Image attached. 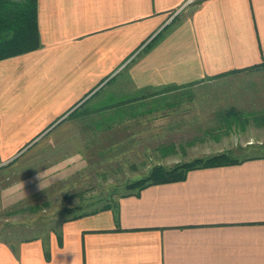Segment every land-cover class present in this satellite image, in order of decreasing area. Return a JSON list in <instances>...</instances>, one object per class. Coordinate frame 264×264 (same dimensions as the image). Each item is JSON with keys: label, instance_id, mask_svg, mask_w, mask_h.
I'll use <instances>...</instances> for the list:
<instances>
[{"label": "crops", "instance_id": "0c3cea01", "mask_svg": "<svg viewBox=\"0 0 264 264\" xmlns=\"http://www.w3.org/2000/svg\"><path fill=\"white\" fill-rule=\"evenodd\" d=\"M188 1L38 0L42 47L0 60L1 158L41 133L78 152L99 130L158 149L215 124L264 128V0ZM0 264H264V155L0 239Z\"/></svg>", "mask_w": 264, "mask_h": 264}, {"label": "rangeland", "instance_id": "374dc122", "mask_svg": "<svg viewBox=\"0 0 264 264\" xmlns=\"http://www.w3.org/2000/svg\"><path fill=\"white\" fill-rule=\"evenodd\" d=\"M231 80L237 86L242 79ZM189 93L200 96L193 90ZM248 124L233 121L225 133L215 124L201 136L174 138L179 140L173 145L171 138L162 146L166 138H155L158 149L149 148V143L142 147L143 138L99 130L86 148L79 146L75 152L64 149L67 138H46L41 133L9 160L4 161L0 154V238L13 242L56 231L64 219L115 204L132 190V183L147 178L157 167L171 170L224 152L239 158L264 155L261 145L247 142L249 135L259 133L264 139V128ZM142 148L147 150L142 152Z\"/></svg>", "mask_w": 264, "mask_h": 264}, {"label": "trees", "instance_id": "16d2710c", "mask_svg": "<svg viewBox=\"0 0 264 264\" xmlns=\"http://www.w3.org/2000/svg\"><path fill=\"white\" fill-rule=\"evenodd\" d=\"M41 47L42 41L38 25V0H0V60L35 51ZM248 158H252V156L239 158L230 152H224L179 164L171 170L157 167L147 178L132 183L130 186L132 190H129L123 196L138 195L150 185L182 180L186 177L189 170L195 168L234 164ZM117 208L118 202L106 204L87 212L75 214L67 219H74L106 209L117 210ZM32 238L37 237L18 239L17 241ZM0 239L8 240L5 238Z\"/></svg>", "mask_w": 264, "mask_h": 264}, {"label": "built area", "instance_id": "2783aa9c", "mask_svg": "<svg viewBox=\"0 0 264 264\" xmlns=\"http://www.w3.org/2000/svg\"><path fill=\"white\" fill-rule=\"evenodd\" d=\"M194 2H195V0H189V1L187 2L186 6L189 5V4H191V3H194ZM182 9H183V8H181L180 10H178L177 13H179Z\"/></svg>", "mask_w": 264, "mask_h": 264}]
</instances>
